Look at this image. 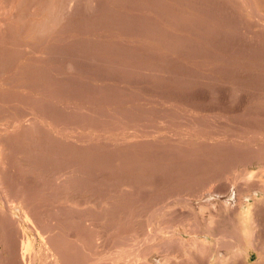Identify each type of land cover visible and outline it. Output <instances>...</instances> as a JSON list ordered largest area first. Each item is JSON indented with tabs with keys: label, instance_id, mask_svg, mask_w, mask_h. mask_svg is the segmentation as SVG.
<instances>
[{
	"label": "rangeland",
	"instance_id": "374dc122",
	"mask_svg": "<svg viewBox=\"0 0 264 264\" xmlns=\"http://www.w3.org/2000/svg\"><path fill=\"white\" fill-rule=\"evenodd\" d=\"M194 1L0 0V264H180L215 191L264 186V0Z\"/></svg>",
	"mask_w": 264,
	"mask_h": 264
},
{
	"label": "bare ground",
	"instance_id": "6f19581e",
	"mask_svg": "<svg viewBox=\"0 0 264 264\" xmlns=\"http://www.w3.org/2000/svg\"><path fill=\"white\" fill-rule=\"evenodd\" d=\"M12 1V0H11ZM64 1V0H63ZM68 1H70V0H68ZM125 1V0H124ZM132 1V0H131ZM159 1V0H158ZM174 1V0H173ZM181 1V0H180ZM182 1H184V0H182ZM192 2L194 1V0H191ZM72 2V1H71ZM74 2V1H73ZM140 2V1H139ZM162 2H163V0H162ZM195 2V1H194ZM66 3V2H65ZM124 3V2H123ZM165 2H163L162 4H164ZM183 3V2H182ZM187 3V2H186ZM158 4V3H157ZM161 4V3H160ZM192 4V3H191ZM66 5V4H65ZM74 5V4H73ZM72 5V6H73ZM126 5V4H125ZM152 5V4H151ZM166 5H167V3H166ZM170 5H172V3H170ZM175 5V4H174ZM178 5V4H177ZM185 5H188V4H185ZM38 6V5H37ZM161 6V5H160ZM176 6V5H175ZM179 6V5H178ZM159 7V6H158ZM46 8V7H45ZM48 8H49V6H48ZM48 8H46V9H48ZM72 8V7H71ZM152 8V7H151ZM154 8V7H153ZM161 8H165V6L163 7V5H162V7ZM176 8V7H175ZM62 9H65V8H63V6H62ZM68 9V8H67ZM191 9V8H190ZM1 10V9H0ZM3 10H4V8H3ZM73 11V9H70V11ZM151 10V9H150ZM155 10V9H154ZM160 10V9H159ZM172 10H174V9H172ZM49 11V10H48ZM54 11V10H53ZM67 11V10H66ZM69 11V12H70ZM168 11V10H167ZM65 12V11H64ZM153 12V11H152ZM169 12V11H168ZM35 13V12H34ZM151 13V12H150ZM156 13V12H155ZM183 13V12H182ZM48 14H50L51 15V13H48ZM69 14V13H68ZM71 14V13H70ZM186 14V13H185ZM47 15V14H46ZM156 15H158V14H156ZM1 16V15H0ZM12 16V15H11ZM159 16V15H158ZM166 16V15H165ZM181 16H183V15H181ZM181 16H178V17H181ZM65 17H67V16H65ZM70 17V16H69ZM160 17V16H159ZM163 17V16H162ZM189 17V16H188ZM187 17V18H188ZM191 18V17H190ZM156 19V18H155ZM155 19H153V20H155ZM159 19V18H158ZM164 19V18H163ZM184 19V18H183ZM161 20V19H160ZM191 20V19H190ZM194 20V19H193ZM193 20H191V21H193ZM171 21H172V17H171ZM8 22V21H7ZM124 22V21H123ZM161 22H163V21H161ZM194 23H195V21H194ZM156 24V23H155ZM159 24V23H158ZM167 24V23H166ZM171 24V23H170ZM189 23H187L186 25H188ZM199 24V23H198ZM122 25V24H121ZM200 25V24H199ZM0 26H1V23H0ZM153 26V25H152ZM155 26V25H154ZM153 26V27H154ZM157 26V25H156ZM167 26V25H166ZM2 27V26H1ZM158 27V26H157ZM160 27V26H159ZM174 27V26H173ZM172 27V28H173ZM203 27V26H202ZM201 27V28H202ZM123 28V27H122ZM168 28V27H167ZM179 28V27H178ZM177 28V29H178ZM165 29V28H164ZM181 29V28H180ZM194 29H196V28H194ZM200 29V28H199ZM154 30V29H153ZM163 30V29H162ZM198 30V29H197ZM155 31V30H154ZM158 30H156V32H157ZM168 31V30H167ZM167 31H165V32H167ZM185 31V30H184ZM183 31V32H184ZM153 31H151V33H152ZM159 32V31H158ZM157 32V33H158ZM164 32V31H163ZM202 32V31H201ZM195 33V32H194ZM197 33V32H196ZM204 33V32H203ZM202 33V34H203ZM163 34V33H162ZM151 35V34H150ZM177 35V34H176ZM199 35H201V33L199 34ZM205 35V34H204ZM152 36V35H151ZM151 36H150V38H151ZM154 36V35H153ZM160 36H161V34H160ZM124 37V36H123ZM157 38H158V36H156ZM162 37V36H161ZM193 37V36H192ZM203 37V36H202ZM130 38V37H129ZM153 38V37H152ZM172 39H173V37H172ZM171 39V40H172ZM127 40V39H126ZM156 40V39H155ZM189 40V39H188ZM131 41V40H130ZM161 41V40H160ZM179 41V40H178ZM124 42V41H123ZM151 42V41H150ZM156 43L157 42H159V41H155ZM167 42V41H166ZM172 42V41H171ZM177 42V41H176ZM188 42V41H187ZM192 42V41H191ZM203 43V42H202ZM167 44V43H166ZM174 44V43H173ZM181 44H183L182 42H181ZM185 44H187V43H185ZM184 44V45H185ZM152 45V44H151ZM156 45V44H155ZM188 45H189V43H188ZM207 45V44H206ZM166 46V45H165ZM195 46V45H194ZM158 47V46H157ZM156 47V48H157ZM174 47V46H173ZM193 47V46H192ZM153 48V47H152ZM159 48V47H158ZM161 48V47H160ZM165 48V47H164ZM187 48H189V47H187ZM162 49V48H161ZM170 49V48H169ZM174 49V48H173ZM177 49H179V48H177ZM181 49V48H180ZM190 49V48H189ZM189 49H188V52H189ZM153 50V52H154V49H152ZM163 50V49H162ZM175 50V49H174ZM197 50V49H196ZM180 52V51H179ZM197 52V51H196ZM202 52V51H201ZM160 54H162V53H160ZM174 54V53H173ZM167 57V56H166ZM126 65V64H125ZM128 65V64H127ZM132 66V65H131ZM133 66H135V65H133ZM125 67V66H124ZM131 69H132V67H131ZM137 69V68H136ZM126 70V69H125ZM135 70V69H134ZM128 72V71H127ZM132 72V71H131ZM130 72V73H131ZM138 72V71H137ZM144 72V71H143ZM129 73V74H130ZM132 73H135V72H132ZM142 73V72H141ZM40 75V74H39ZM38 75V76H39ZM152 87V86H151ZM158 88V87H157ZM156 88V89H157ZM152 89V88H151ZM167 89V88H166ZM155 100V99H154ZM153 100V102H155ZM25 102V101H24ZM29 102V101H28ZM126 102V101H125ZM122 103H123V101H122ZM162 103V102H161ZM153 105V104H152ZM158 105H159V102H158ZM165 108V107H164ZM154 109V108H153ZM157 109V108H156ZM154 111V110H153ZM153 114V113H152ZM156 114V113H155ZM122 115V114H121ZM127 115V114H126ZM125 116V115H124ZM159 116V115H158ZM126 118V117H125ZM128 118V117H127ZM137 118V117H136ZM120 119H121V117H120ZM132 119H133V117H132ZM133 120H135V118L133 119ZM137 120V119H136ZM140 120V119H139ZM157 120V119H156ZM159 120V119H158ZM121 121V120H120ZM143 121V120H142ZM141 121V122H142ZM150 121V120H149ZM148 121V122H149ZM160 121V120H159ZM166 121V120H165ZM169 121V120H168ZM167 121V122H168ZM172 122V121H171ZM123 123V122H122ZM156 123V122H155ZM170 123V122H169ZM127 124V123H126ZM131 124V123H130ZM134 124V123H133ZM149 124V123H148ZM175 124V123H174ZM188 124V123H187ZM125 125V124H124ZM136 125V124H135ZM146 125V124H145ZM153 125H154V123H153ZM158 125V124H157ZM156 125V126H157ZM160 125V124H159ZM162 125H163V123H162ZM173 125V124H172ZM182 125V124H181ZM180 125V126H181ZM190 125V124H189ZM130 126V125H129ZM129 126H127V128L129 127ZM142 126V125H141ZM178 126V125H177ZM100 127V126H99ZM120 127V126H119ZM131 127V126H130ZM155 127V126H154ZM187 127H188V125H187ZM190 127V126H189ZM192 127H194V126H192ZM145 128V127H144ZM148 128H149V125H148ZM160 128V127H159ZM164 128V127H163ZM178 128V127H177ZM181 128H182V126H181ZM201 128V127H200ZM199 128V129H200ZM124 129V128H123ZM131 129V128H130ZM152 129V128H151ZM162 129V128H161ZM171 129V128H170ZM185 129V128H184ZM196 129H197V127H196ZM206 129V128H205ZM94 130H96V129H94ZM137 130V129H136ZM150 130V129H149ZM167 130V129H166ZM180 130V129H179ZM187 130V129H186ZM27 131V130H26ZM30 131V130H29ZM98 131H99V129H98ZM101 131V130H100ZM122 131V130H121ZM143 131V130H142ZM145 131V130H144ZM159 131V130H158ZM163 131H165V130H163ZM174 131V130H173ZM190 131V130H189ZM208 131V130H207ZM24 132V131H23ZM151 132V131H150ZM157 132V130L155 131V133ZM170 132V131H169ZM172 132V131H171ZM180 132V131H179ZM187 132V131H186ZM194 132V131H193ZM201 132V131H200ZM203 132V131H202ZM26 133V132H25ZM140 133V132H139ZM145 133H146V131H145ZM173 133V132H172ZM196 133H198V132H196ZM207 133V132H206ZM31 134V133H30ZM30 134H27V135H30ZM154 134V133H153ZM180 134V133H179ZM213 134V133H212ZM130 135V134H129ZM132 135V134H131ZM149 135V134H148ZM215 135V134H214ZM218 135V134H217ZM31 136H32V134H31ZM38 136V135H37ZM264 136V135H263ZM30 137V136H29ZM87 137V136H86ZM126 137V136H125ZM26 138V137H25ZM33 138V137H32ZM132 138V137H131ZM175 138V137H174ZM205 138V137H204ZM89 139V138H88ZM160 139V138H159ZM172 139V138H171ZM188 139V138H187ZM189 139H191V138H189ZM34 140V139H33ZM33 140H31V142L33 141ZM41 140V139H40ZM123 140V139H122ZM134 140V139H133ZM132 141V140H131ZM162 141V140H161ZM172 141V140H171ZM34 142V141H33ZM36 142V141H35ZM42 142V141H41ZM92 142V141H91ZM122 142H124V141H122ZM126 142V141H125ZM140 142H143L142 141V139H141V141ZM140 142H138V143H140ZM154 142H155V140H154ZM166 142V141H165ZM168 142H169V140H168ZM167 142V143H168ZM23 143V142H22ZM30 143V142H29ZM90 143V142H89ZM253 143V142H252ZM2 144V143H1ZM0 144V145H1ZM31 144V143H30ZM96 144V143H95ZM155 144V143H154ZM160 144V143H159ZM181 144V143H180ZM195 144V143H194ZM36 145V144H35ZM98 145V144H97ZM127 145V144H126ZM125 145V146H126ZM129 145V144H128ZM128 145H127V147H128ZM137 145H139V144H137ZM136 145V146H137ZM177 145H179V144H177ZM37 146H39V145H37ZM130 146V145H129ZM152 146H153V143H152ZM151 146V147H152ZM163 146V145H162ZM181 146V145H180ZM74 147H76V146H74ZM141 147V146H140ZM191 147V146H190ZM208 147V146H207ZM30 148H31V145H30ZM78 148V147H77ZM81 148V147H80ZM84 148H86V147H84ZM98 148V147H97ZM124 148V147H123ZM153 148V147H152ZM155 148V147H154ZM179 148V147H178ZM196 148V147H195ZM194 148V149H195ZM200 148V147H199ZM39 149V148H38ZM43 149V148H42ZM87 149H88V147H87ZM92 149V148H91ZM130 149V148H129ZM135 149H137V147H135ZM142 149V148H141ZM198 149V148H197ZM201 149V148H200ZM208 149V148H207ZM230 149V148H229ZM40 150V152H41V149H39ZM83 150V149H82ZM96 150V149H95ZM150 150H151V148H150ZM156 150V149H155ZM160 150V149H159ZM174 150V149H173ZM177 150V149H176ZM181 150V149H180ZM203 150V149H202ZM201 150V151H202ZM206 150V149H205ZM250 150V149H249ZM31 151V150H30ZM81 151V150H80ZM85 151V150H84ZM92 151V150H91ZM94 151V150H93ZM124 151V150H123ZM135 151V150H134ZM137 152H138V150H136ZM157 151V150H156ZM161 151V150H160ZM194 151V150H193ZM199 151V150H198ZM200 151V152H201ZM251 151V150H250ZM33 152V151H32ZM31 152V153H32ZM36 152V151H35ZM83 152V151H82ZM120 152V151H119ZM136 152V153H137ZM141 152V151H140ZM162 152H163V150H162ZM264 152V151H263ZM93 153V152H92ZM131 153V152H130ZM145 153V152H144ZM154 153V152H153ZM166 153V152H165ZM189 153V152H188ZM192 153V152H191ZM195 153V152H194ZM198 153V152H197ZM255 153V152H254ZM91 154V153H90ZM134 154V153H133ZM132 154V155H133ZM143 154V153H142ZM148 154H150V153H148ZM156 154H157V152H156ZM162 154V153H161ZM177 154V153H176ZM199 154V153H198ZM209 154V153H208ZM213 154V153H212ZM169 155V154H168ZM171 155H173V154H171ZM182 155V154H181ZM193 155H195V154H193ZM193 155H192V157H193ZM252 155H254L253 153H252ZM140 156V155H139ZM165 156H166V154H165ZM184 156V155H183ZM191 156V155H190ZM203 156V155H202ZM212 156V155H211ZM2 157V156H1ZM136 157V156H135ZM138 157V156H137ZM141 157V156H140ZM159 157V156H158ZM173 157V156H172ZM177 157H179V156H177ZM208 157V156H207ZM240 157V156H239ZM151 158V157H150ZM157 158V157H156ZM163 158V157H162ZM169 158H170V156H169ZM199 158V157H198ZM1 159V158H0ZM137 159V158H136ZM139 159V158H138ZM138 159L136 160V162L138 161ZM165 159V158H164ZM168 159V158H167ZM183 160H184V158H182ZM203 159V158H202ZM2 160V159H1ZM5 160V159H4ZM152 160H153V158H152ZM178 160V159H177ZM188 160H190V159H188ZM213 160H214V158H213ZM156 160L154 159V162H155ZM159 161V160H158ZM169 161V160H168ZM210 161V160H209ZM259 161V160H258ZM172 162H173V160H172ZM75 163V162H74ZM79 163V162H78ZM180 163V162H179ZM190 163V162H189ZM194 163H196V161H194ZM199 163V162H198ZM203 163V162H202ZM214 163V162H213ZM79 164H81V163H79ZM85 164V163H84ZM141 163H139V165H140ZM146 164V163H145ZM144 164V165H145ZM174 164V163H173ZM172 164V165H173ZM181 164V163H180ZM182 164H184V163H182ZM181 164V165H182ZM191 165H192V162L190 163ZM209 164V163H208ZM207 164V165H208ZM139 165H137V166H139ZM150 165V164H149ZM167 165V164H166ZM186 165V164H185ZM202 165V164H201ZM212 165V164H211ZM79 166V165H78ZM143 166V165H142ZM155 166H157V165H155ZM168 166V165H167ZM176 166H177V164H176ZM196 166V165H195ZM195 166L193 167V168H195ZM204 166V165H203ZM136 167V166H135ZM169 167V166H168ZM184 168H185V166H183ZM190 167V166H189ZM188 167V168H189ZM192 167V166H191ZM83 168V167H82ZM140 168V167H139ZM149 168H151V167H149ZM159 168V167H158ZM175 168V167H174ZM179 168V167H178ZM183 168V169H184ZM56 169V168H55ZM76 169H77V167H76ZM80 169V168H79ZM95 169V168H94ZM133 169V168H132ZM140 169H142V168H140ZM147 169V168H146ZM152 169V168H151ZM206 169V168H205ZM216 169V168H215ZM96 170V169H95ZM153 170V169H152ZM160 170V169H159ZM165 170V169H164ZM168 168H167V172H168ZM184 170H186V169H184ZM189 170V169H188ZM206 170H208V168L206 169ZM205 170V171H206ZM211 170V169H210ZM51 171V170H50ZM62 171V170H61ZM148 171V170H147ZM156 171V170H155ZM177 171V170H176ZM217 171V170H216ZM257 171V170H256ZM60 172V171H59ZM74 172V171H73ZM153 172V171H152ZM162 172V171H161ZM166 172V171H165ZM169 172H170V170H169ZM169 172H168V174H169ZM181 172V171H180ZM198 172V171H197ZM196 172V173H197ZM50 173H52V172H50ZM54 173V172H53ZM82 173V172H81ZM206 173H208V172H206ZM57 174V173H56ZM60 174V173H59ZM80 174V173H79ZM154 174V173H153ZM178 174V173H177ZM181 174V173H180ZM185 174V173H184ZM229 174V173H228ZM55 175V174H54ZM67 175V174H66ZM164 175H166V174H164ZM172 175H173V173H172ZM187 175V174H186ZM197 175H199V174H197ZM206 175V174H205ZM215 175V174H214ZM167 176V175H166ZM171 176V175H170ZM169 176V177H170ZM173 176H175V174L173 175ZM201 176V175H200ZM155 177V176H154ZM228 177V176H227ZM53 178H55V177H53ZM58 178V177H57ZM74 178V177H73ZM163 178V177H162ZM166 178V177H165ZM177 178V177H176ZM204 178V177H203ZM208 178V177H207ZM5 179V178H4ZM153 179V178H152ZM171 178H169V180H170ZM178 179H179V177H178ZM182 179V178H181ZM210 179V178H209ZM215 179V178H214ZM3 180V179H2ZM165 180V179H164ZM169 180H167L166 179V181H167V183H168V181ZM174 180V179H173ZM216 180V179H215ZM74 181V180H73ZM162 181V180H161ZM161 181H160V183H161ZM204 181V180H203ZM203 181H199V182H203ZM207 181V180H206ZM33 182V181H32ZM51 182V181H50ZM71 182V181H70ZM70 182H68V183H70ZM77 182V181H76ZM78 182H80L81 183V181L79 180ZM183 182V181H182ZM181 182V183H182ZM211 182V181H210ZM39 183H41V182H39ZM55 183V182H54ZM59 183V182H58ZM64 183V182H63ZM153 183V182H152ZM155 183V182H154ZM159 183V182H158ZM179 183V182H178ZM215 183V182H214ZM220 183V182H219ZM7 184V183H6ZM9 184V183H8ZM65 184V183H64ZM63 184V185H64ZM71 184H73V182H71ZM151 184V183H150ZM203 184V183H202ZM209 184V183H208ZM34 185H36V183L34 184ZM178 185V184H177ZM204 185V184H203ZM212 185V184H211ZM214 185V184H213ZM7 186V185H6ZM54 186V185H53ZM59 186V185H58ZM66 186V185H65ZM78 186H79V184H78ZM81 186V185H80ZM129 186V185H128ZM158 186V185H157ZM176 186V185H175ZM55 187V186H54ZM62 187V186H61ZM67 187V186H66ZM70 187V186H69ZM170 187V186H169ZM231 187V189H229ZM31 188V187H30ZM132 188V187H131ZM135 188V187H134ZM166 188V187H165ZM172 188H173V186H172ZM209 188H210V186H209ZM59 189V188H58ZM64 190H65V187L63 188ZM67 189V188H66ZM69 189V188H68ZM155 189V188H154ZM168 189V191H169V188H167ZM229 189V190H228ZM135 190V189H134ZM163 190V189H162ZM217 190V189H216ZM264 190V186H260V185H258L255 181L254 182H251V183H245V185H243V187L242 186H240V185H237V184H235L234 182H230V183H228V185L226 186V185H224L223 186V188L221 189V190H218V191H215V192H217V196H215L214 198H211V200H209V201H206L205 203H209V204H207V207L208 206H211V209H212V212L213 213H209L208 214V212H207V214L206 213H204L203 214V217L202 218H200V219H202L201 220V222L203 223H201V227H202V225H203V231H201L202 233H205V234H207V235H209L210 237H211V240H212V244L209 246V247H205L202 251H201V249L200 248H202L201 246H199L198 248H192V249H189L188 251H186V254L185 255H183L181 258H180V264H257L258 263V261L259 260H256V259H252V256H250L249 254H248V250H249V252H251V255L253 254V253H259L260 251H261V246H260V243H259V237H260V233L264 230V198H257V196H256V194H254V193H256L255 191H260V192H262ZM36 191V190H35ZM60 191V190H59ZM172 191V190H171ZM245 191V193H243ZM129 192V191H128ZM127 192V193H128ZM131 193V192H130ZM152 193V192H151ZM150 193V194H151ZM158 193H160V192H158ZM163 193H166V192H163ZM133 194H135V193H133ZM171 194V193H170ZM128 195V194H127ZM131 195V194H130ZM159 195V194H158ZM216 195V194H215ZM219 195V196H218ZM137 196V195H136ZM152 196V195H151ZM150 196V197H151ZM166 196V195H165ZM40 197V196H39ZM122 197V196H121ZM145 197V196H144ZM149 197V196H148ZM147 197V198H148ZM154 197V196H153ZM143 198V197H142ZM159 198V197H158ZM141 199V198H140ZM144 199V198H143ZM152 199V198H151ZM150 199V200H151ZM168 199V198H167ZM121 200V199H120ZM123 200V199H122ZM124 200H125V198H124ZM129 200V199H128ZM138 200V199H137ZM149 200V201H150ZM162 200H164V199H161V201ZM38 201V200H37ZM82 201V200H81ZM117 201V200H116ZM127 201V200H126ZM142 201V200H141ZM152 201V200H151ZM159 201V200H158ZM160 201V202H161ZM32 202H33V200H32ZM31 202V203H32ZM70 202V201H69ZM87 202V201H86ZM129 202V201H128ZM136 202H139V201H136ZM143 202V201H142ZM77 203H79L78 201H77ZM82 203V202H81ZM84 203V202H83ZM82 203V204H83ZM110 203V202H109ZM113 203V202H112ZM132 203V202H131ZM134 203V202H133ZM140 203V202H139ZM149 203V202H148ZM156 203H158V202H156ZM155 203V204H156ZM33 204V203H32ZM36 204V203H35ZM38 204V203H37ZM36 204V205H37ZM41 204V203H40ZM81 204V205H82ZM85 204V203H84ZM118 204V203H117ZM127 204V203H126ZM165 204V203H164ZM79 205V204H78ZM81 205H79L80 207H82ZM119 205V204H118ZM123 205V204H122ZM128 205V204H127ZM129 205H130V203H129ZM128 205V206H129ZM143 205V204H142ZM147 205V204H146ZM146 205H145V207H146ZM151 205V204H150ZM86 206V205H85ZM109 206V205H108ZM124 206V205H123ZM160 206V205H159ZM119 207V206H118ZM140 207V206H139ZM40 208H41V206H40ZM40 208H39V206H38V210H40ZM66 208H67V206H66ZM137 208V207H136ZM142 208V207H141ZM150 208V207H149ZM148 208V209H149ZM152 208V207H151ZM227 208V209H226ZM35 209V208H34ZM68 209V208H67ZM87 209V208H86ZM115 209V208H114ZM122 209V208H121ZM126 209H128V208H126ZM66 210V209H65ZM71 209H69V211H70ZM111 210V209H110ZM113 210V209H112ZM132 210V209H131ZM134 210H136L135 208H134ZM138 210V209H137ZM147 210V209H146ZM145 210V211H146ZM68 210H66V213H68L67 212ZM72 211V210H71ZM74 211V210H73ZM85 210H83V212H84ZM89 210L87 209L86 210V212H88ZM114 211V210H113ZM117 211H118V209H117ZM122 211V210H121ZM120 211V212H121ZM126 211V210H125ZM133 211V210H132ZM144 211V212H145ZM151 211V210H150ZM3 212V211H2ZM75 212H76V210H75ZM74 212V213H75ZM82 211H81V213H83ZM108 212V211H107ZM142 212V211H141ZM77 213V212H76ZM75 213V214H76ZM79 213V212H78ZM77 213V214H78ZM80 213V214H81ZM109 213V212H108ZM119 213V212H118ZM138 214H139V212H137ZM137 213H136V215H137ZM69 214H70V212H69ZM89 214H92L91 212L89 213ZM104 214V213H103ZM141 214V213H140ZM6 215V214H5ZM79 215V214H78ZM77 215V216H78ZM85 215H87V214H85ZM95 215V214H94ZM125 215V214H124ZM135 215V216H136ZM167 215V214H166ZM179 215V214H178ZM71 216H73V214L71 215ZM88 216H90V215H88ZM97 216H99V215H97ZM70 217V216H69ZM74 217V216H73ZM72 217V218H73ZM83 217V216H82ZM81 217V218H82ZM137 217H138V215H137ZM68 218V217H67ZM80 218V217H79ZM173 218V217H172ZM183 218V217H182ZM190 218V217H189ZM78 219V218H77ZM177 219V218H176ZM81 220V219H80ZM182 221V220H181ZM189 221V220H188ZM191 223V222H190ZM15 225V224H14ZM187 225V224H186ZM242 226V231H239V227L238 226ZM191 226H192V224H191ZM126 228V227H125ZM130 229V228H129ZM186 229V228H185ZM194 230V229H193ZM197 230H199V228L197 229ZM124 231H126V230H124ZM146 231V230H145ZM196 231V230H195ZM241 233L240 235H239V232ZM94 232V231H93ZM102 232V231H101ZM100 232V233H101ZM129 232V231H128ZM135 232V231H134ZM190 232V231H189ZM192 232V231H191ZM194 232V231H193ZM95 233V232H94ZM97 233V232H96ZM191 234H193V233H191ZM59 235V234H58ZM97 236H98V234H96ZM125 235V234H124ZM129 235V234H128ZM100 236V235H99ZM103 236V235H102ZM127 236V235H126ZM196 236V235H195ZM10 237V236H9ZM51 237V236H50ZM55 237H56V235H55ZM59 237V236H58ZM57 237V238H58ZM60 238V237H59ZM122 238V237H121ZM124 238V237H123ZM123 238L121 239V240H123ZM134 238H136V237H134ZM7 239V238H6ZM48 239H49V237H48ZM51 239V238H50ZM53 239V238H52ZM127 239V238H126ZM56 240V239H55ZM106 240V239H105ZM132 240V239H131ZM199 240V239H198ZM104 241V240H103ZM17 242V241H16ZM126 242V241H125ZM124 242V240H123V244L125 243ZM129 242V241H128ZM58 243V242H57ZM94 243V242H93ZM53 244H54V242H53ZM53 244H52V246H53ZM55 244H56V241H55ZM60 244H61V241H60ZM59 244V245H60ZM101 244H102V242H101ZM104 244V243H103ZM102 244V245H103ZM136 244V243H135ZM186 244V243H185ZM184 244V245H185ZM58 245V244H57ZM58 245V246H59ZM101 245V246H102ZM156 245V244H155ZM244 245H247V247L248 248H246V249H244L243 248V246ZM70 246V245H69ZM92 246V245H91ZM93 246H96V245H93ZM161 246V245H160ZM173 246H174V244H173ZM20 247V246H19ZM54 247H55V245H54ZM64 247V246H63ZM93 248V247H92ZM98 248H99V246H98ZM165 248V247H164ZM51 249H53V248H51ZM145 249V248H144ZM166 249V248H165ZM184 249V248H183ZM56 250V249H55ZM59 250V249H58ZM63 250V249H62ZM65 250V249H64ZM62 251V253H68V252H66V251ZM100 250V249H99ZM148 250V249H147ZM53 251H54V249H53ZM57 251V250H56ZM80 251V250H79ZM78 251V252H79ZM90 251V250H89ZM137 251V250H136ZM172 251V250H171ZM58 252L59 251H57V254H58ZM173 252V251H172ZM82 253V252H81ZM140 253V252H139ZM142 253H144V252H142ZM162 253V252H161ZM169 253V252H168ZM61 254V253H60ZM87 254V253H86ZM95 254H97V253H95ZM98 254H99V252H98ZM129 254V253H128ZM165 254V253H164ZM173 254V253H172ZM66 255V254H65ZM68 255H71V254H68ZM78 255V254H77ZM122 255V254H121ZM143 255V254H142ZM168 255V254H167ZM170 255V254H169ZM73 256V255H72ZM84 256V255H83ZM91 256V255H90ZM137 256V255H136ZM61 257H63V256H61ZM75 257V256H74ZM79 257V256H78ZM59 258V257H58ZM67 258V257H66ZM69 258V257H68ZM70 258H71V256H70ZM83 258V257H82ZM179 258V257H178ZM75 259L76 258H74V261H75ZM86 259V258H85ZM66 260V259H65ZM70 260V259H69ZM72 260V259H71ZM92 260V259H91ZM131 260V259H130ZM59 261H62V259H60ZM68 261V260H67ZM66 261V262H67ZM79 261V260H78ZM93 262H94V260H92ZM119 261V260H118ZM133 261H134V259H133ZM71 262V261H70ZM100 262V261H99ZM251 262V263H250ZM61 263V262H60ZM64 263V262H63ZM62 263V264H63ZM77 263V262H76ZM79 263V262H78ZM77 263V264H78ZM91 263V262H90ZM129 263H131V261H129ZM136 263V262H135ZM139 263V262H138ZM175 263V262H174ZM56 264V263H55ZM64 264H66V263H64ZM75 264V263H74ZM86 264V263H85ZM96 264V263H95ZM98 264V263H97ZM127 264V263H126ZM131 264H133V263H131ZM170 264V263H169Z\"/></svg>",
	"mask_w": 264,
	"mask_h": 264
}]
</instances>
